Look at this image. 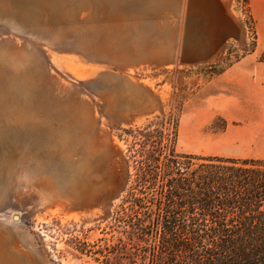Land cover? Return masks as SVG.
Masks as SVG:
<instances>
[{
  "label": "rangeland",
  "instance_id": "obj_1",
  "mask_svg": "<svg viewBox=\"0 0 264 264\" xmlns=\"http://www.w3.org/2000/svg\"><path fill=\"white\" fill-rule=\"evenodd\" d=\"M129 3L188 7L216 56L114 71L104 37L121 0H0V264H92L77 240L123 237L110 229L127 183L121 129L164 115L179 154L264 161V0ZM80 53L92 72L76 73Z\"/></svg>",
  "mask_w": 264,
  "mask_h": 264
},
{
  "label": "trees",
  "instance_id": "obj_2",
  "mask_svg": "<svg viewBox=\"0 0 264 264\" xmlns=\"http://www.w3.org/2000/svg\"><path fill=\"white\" fill-rule=\"evenodd\" d=\"M120 132L127 183L110 229L124 238L77 240L76 253L92 264H264L263 160L179 154L164 115Z\"/></svg>",
  "mask_w": 264,
  "mask_h": 264
},
{
  "label": "crops",
  "instance_id": "obj_3",
  "mask_svg": "<svg viewBox=\"0 0 264 264\" xmlns=\"http://www.w3.org/2000/svg\"><path fill=\"white\" fill-rule=\"evenodd\" d=\"M129 1L121 0L119 13L106 19L104 64L111 70L185 68L209 63L216 56V49L210 47L209 36L202 29L204 20L200 22L201 28L194 25L188 7L162 10L151 5L130 6ZM110 28L114 33L109 34ZM73 62L76 73L92 72L96 66L81 53L74 55Z\"/></svg>",
  "mask_w": 264,
  "mask_h": 264
}]
</instances>
